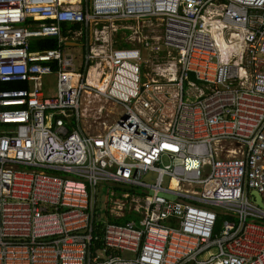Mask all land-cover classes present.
Wrapping results in <instances>:
<instances>
[{"label": "built area", "instance_id": "2783aa9c", "mask_svg": "<svg viewBox=\"0 0 264 264\" xmlns=\"http://www.w3.org/2000/svg\"><path fill=\"white\" fill-rule=\"evenodd\" d=\"M252 191L264 0H0V264H264Z\"/></svg>", "mask_w": 264, "mask_h": 264}, {"label": "rangeland", "instance_id": "374dc122", "mask_svg": "<svg viewBox=\"0 0 264 264\" xmlns=\"http://www.w3.org/2000/svg\"><path fill=\"white\" fill-rule=\"evenodd\" d=\"M42 84H43V92L44 95L46 97H52L54 96V92H55V77L53 75H49V76H44L42 78ZM100 107H103L104 112L106 111L108 113V110H110V107L108 105H106L105 103H99ZM113 117L112 115H106V114H102L97 121L96 124H94V126L92 127V130L94 131H102L103 127L102 124L105 123L106 126L109 125L112 121H113ZM93 117H89L88 121L89 122H94V119H92ZM164 164H168V162L166 160H163ZM135 191V190H134ZM102 193H106V189L103 186H98L97 187V195L99 196ZM135 193L137 194H141L140 190L137 189L135 191ZM151 194V193H150ZM150 194L148 196H150ZM168 199H172L169 197H166ZM115 213H119L118 209L115 211ZM124 214H119L118 216H116L115 218H121ZM128 216V215H127ZM127 216L125 218H122L121 221H134L135 220V216L134 215H129L128 218Z\"/></svg>", "mask_w": 264, "mask_h": 264}, {"label": "trees", "instance_id": "16d2710c", "mask_svg": "<svg viewBox=\"0 0 264 264\" xmlns=\"http://www.w3.org/2000/svg\"><path fill=\"white\" fill-rule=\"evenodd\" d=\"M55 48H56V41L55 40H44V41H38L35 43L32 42L31 46H30V51H34V50L45 51V50H53ZM128 216H127V218H128ZM106 220L109 223H115V224H123V223L127 222V220L121 221V219L117 220V219L111 218V217L107 216V213H106ZM222 220H223L222 216H219L217 218L215 231L219 230ZM101 228H102V223L99 222L97 224V226L95 227V230H94V236L97 237V240L92 243V248H90V251H95V250H98L102 247L101 233H100Z\"/></svg>", "mask_w": 264, "mask_h": 264}, {"label": "water", "instance_id": "95a60500", "mask_svg": "<svg viewBox=\"0 0 264 264\" xmlns=\"http://www.w3.org/2000/svg\"><path fill=\"white\" fill-rule=\"evenodd\" d=\"M67 45V43L65 44ZM251 201L260 209H262L264 211V206L262 205L259 196L257 195L256 192L252 191L249 194ZM100 217L101 219L103 218V214H104V197L101 196L100 197Z\"/></svg>", "mask_w": 264, "mask_h": 264}, {"label": "bare ground", "instance_id": "6f19581e", "mask_svg": "<svg viewBox=\"0 0 264 264\" xmlns=\"http://www.w3.org/2000/svg\"><path fill=\"white\" fill-rule=\"evenodd\" d=\"M215 38H216V36H215ZM217 40V39H216ZM216 44L218 45V47H219V49H221V48H225V46H226V43L224 42V40H222V38H218V40L216 41ZM95 75H94V71H92L91 73H90V75H89V81H91L92 79H93V77H94ZM96 81V80H95ZM96 84V83H95ZM96 86H97V84H96ZM98 87H100V86H98ZM133 201H134V204H135V206H138V204H145V200H142V199H137V198H135V199H133Z\"/></svg>", "mask_w": 264, "mask_h": 264}]
</instances>
